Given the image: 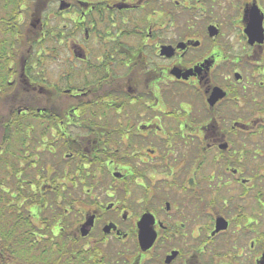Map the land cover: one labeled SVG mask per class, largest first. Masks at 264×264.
Listing matches in <instances>:
<instances>
[{"label": "flooded vegetation", "instance_id": "flooded-vegetation-1", "mask_svg": "<svg viewBox=\"0 0 264 264\" xmlns=\"http://www.w3.org/2000/svg\"><path fill=\"white\" fill-rule=\"evenodd\" d=\"M0 48L3 219L49 264H264V0H0Z\"/></svg>", "mask_w": 264, "mask_h": 264}, {"label": "trees", "instance_id": "trees-1", "mask_svg": "<svg viewBox=\"0 0 264 264\" xmlns=\"http://www.w3.org/2000/svg\"><path fill=\"white\" fill-rule=\"evenodd\" d=\"M10 49L0 48V56L5 57L10 54ZM5 75L0 73L1 87H6V81L4 80ZM23 95L17 96H6L0 93V127L4 124V121L8 119H21L22 117L17 115V109L9 111L5 105H19L24 101ZM10 138V137H9ZM3 148L0 143V151ZM13 150H5V155H0V264H49V246L46 241L37 242L33 231L35 230V224L32 219H3L5 214V207L3 202L10 203L8 209L13 212L17 210L16 203L14 202L17 189L11 187L12 180L15 176H10L4 169L5 157L10 155ZM2 161V162H1ZM3 163V164H2ZM14 168V167H13ZM7 178H10V182H6ZM8 188H7V187ZM10 186V187H9ZM17 213V212H16ZM17 217V215H16ZM81 248L75 246L74 241L72 244V255L76 258V254L80 255ZM78 257L74 264H80Z\"/></svg>", "mask_w": 264, "mask_h": 264}, {"label": "water", "instance_id": "water-1", "mask_svg": "<svg viewBox=\"0 0 264 264\" xmlns=\"http://www.w3.org/2000/svg\"><path fill=\"white\" fill-rule=\"evenodd\" d=\"M245 19H246L245 33L249 37V40L259 39V41H261L263 38L262 12L255 5H252L251 8H249L246 11ZM82 235H84V232H82Z\"/></svg>", "mask_w": 264, "mask_h": 264}, {"label": "rangeland", "instance_id": "rangeland-1", "mask_svg": "<svg viewBox=\"0 0 264 264\" xmlns=\"http://www.w3.org/2000/svg\"><path fill=\"white\" fill-rule=\"evenodd\" d=\"M259 209L263 210L264 211V204H262L260 201H259ZM262 215L259 214V218L261 217ZM75 219H73L74 221Z\"/></svg>", "mask_w": 264, "mask_h": 264}]
</instances>
